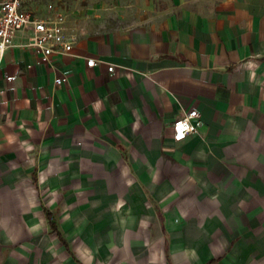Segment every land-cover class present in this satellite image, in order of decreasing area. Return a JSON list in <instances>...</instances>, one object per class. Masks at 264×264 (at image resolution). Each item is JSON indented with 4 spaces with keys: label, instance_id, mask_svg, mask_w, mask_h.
Returning <instances> with one entry per match:
<instances>
[{
    "label": "crops",
    "instance_id": "crops-1",
    "mask_svg": "<svg viewBox=\"0 0 264 264\" xmlns=\"http://www.w3.org/2000/svg\"><path fill=\"white\" fill-rule=\"evenodd\" d=\"M112 13L0 60V264H264V0Z\"/></svg>",
    "mask_w": 264,
    "mask_h": 264
},
{
    "label": "built area",
    "instance_id": "built-area-1",
    "mask_svg": "<svg viewBox=\"0 0 264 264\" xmlns=\"http://www.w3.org/2000/svg\"><path fill=\"white\" fill-rule=\"evenodd\" d=\"M25 0H0V60L6 50L13 46V40L18 32L28 30L30 34L23 44L46 61L53 53H67L71 49L74 38L67 34L69 26L66 15L54 11L47 18H40L22 7ZM52 4L48 5L51 9ZM94 59H88L86 64L91 66ZM108 71H112L109 66ZM61 81L57 80L59 84ZM202 124L201 114L196 109L186 110L172 123V139L181 141L191 133H195Z\"/></svg>",
    "mask_w": 264,
    "mask_h": 264
},
{
    "label": "rangeland",
    "instance_id": "rangeland-1",
    "mask_svg": "<svg viewBox=\"0 0 264 264\" xmlns=\"http://www.w3.org/2000/svg\"><path fill=\"white\" fill-rule=\"evenodd\" d=\"M57 2L68 13L71 29L80 23L98 26L112 25V9L129 0H29L31 8L43 11L49 3Z\"/></svg>",
    "mask_w": 264,
    "mask_h": 264
},
{
    "label": "trees",
    "instance_id": "trees-1",
    "mask_svg": "<svg viewBox=\"0 0 264 264\" xmlns=\"http://www.w3.org/2000/svg\"><path fill=\"white\" fill-rule=\"evenodd\" d=\"M52 230L57 234V236H58L62 241H64V240L62 239V237H61L59 231L55 228V225H52Z\"/></svg>",
    "mask_w": 264,
    "mask_h": 264
}]
</instances>
